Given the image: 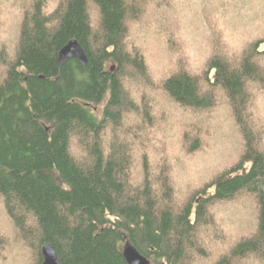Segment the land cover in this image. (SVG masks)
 I'll list each match as a JSON object with an SVG mask.
<instances>
[{"label":"trees","instance_id":"trees-1","mask_svg":"<svg viewBox=\"0 0 264 264\" xmlns=\"http://www.w3.org/2000/svg\"><path fill=\"white\" fill-rule=\"evenodd\" d=\"M48 244L264 264V0H0V264Z\"/></svg>","mask_w":264,"mask_h":264},{"label":"water","instance_id":"water-1","mask_svg":"<svg viewBox=\"0 0 264 264\" xmlns=\"http://www.w3.org/2000/svg\"><path fill=\"white\" fill-rule=\"evenodd\" d=\"M70 59H76L82 66L87 65L86 55L77 41H70L58 53V66L62 67ZM123 258L127 264H149L133 246L126 244L123 248ZM42 264H60L57 254L52 245L48 244L42 248Z\"/></svg>","mask_w":264,"mask_h":264},{"label":"rangeland","instance_id":"rangeland-1","mask_svg":"<svg viewBox=\"0 0 264 264\" xmlns=\"http://www.w3.org/2000/svg\"><path fill=\"white\" fill-rule=\"evenodd\" d=\"M145 41H149V38H147V40H145ZM2 222V221H1ZM2 224H4V222H2Z\"/></svg>","mask_w":264,"mask_h":264}]
</instances>
